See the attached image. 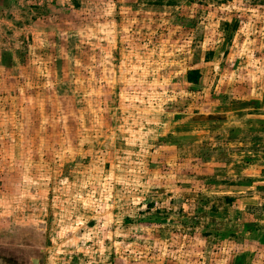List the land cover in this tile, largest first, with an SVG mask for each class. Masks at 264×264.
Listing matches in <instances>:
<instances>
[{
	"label": "rangeland",
	"instance_id": "obj_1",
	"mask_svg": "<svg viewBox=\"0 0 264 264\" xmlns=\"http://www.w3.org/2000/svg\"><path fill=\"white\" fill-rule=\"evenodd\" d=\"M1 2L0 256L264 264V0Z\"/></svg>",
	"mask_w": 264,
	"mask_h": 264
},
{
	"label": "crops",
	"instance_id": "obj_2",
	"mask_svg": "<svg viewBox=\"0 0 264 264\" xmlns=\"http://www.w3.org/2000/svg\"><path fill=\"white\" fill-rule=\"evenodd\" d=\"M1 1H3V2H1ZM0 2L3 5L4 4L8 5L10 0H0ZM260 116L263 117L264 115H260ZM258 131L260 133L264 134V127H262V130H258ZM262 143H264V139H263ZM251 144H253V143H251ZM254 147H255V145L251 146L250 148H246V150L244 151L245 155L254 153L255 158H252V159L247 158L246 160L241 162V165H240L241 171H240V173L238 172L239 174H242L241 175V176H243L242 179L244 178L243 181L241 183H239V185H241V186H233L231 188L236 189V190L238 189V191L242 192V195H241L242 203L250 204L253 202V200L256 199L258 204H262L261 199L264 197V171H263L264 166L261 165L260 163H256V162H259L262 159V157L256 154V153H258V151H255ZM226 160L228 162L227 158H226ZM218 162L215 161L216 164H218ZM238 162H240V161H237V163ZM230 176L233 178V173ZM229 180H231V179H229ZM227 192H231L228 194L233 195L232 191L230 189L228 191H225V193H227ZM242 206H243V208L245 207V209L248 207L247 205L244 206V204ZM245 229L247 231H250L253 228L252 227H249V228L246 227ZM262 229H264V225H263ZM262 233L264 234V231ZM262 245H264V242Z\"/></svg>",
	"mask_w": 264,
	"mask_h": 264
},
{
	"label": "water",
	"instance_id": "obj_3",
	"mask_svg": "<svg viewBox=\"0 0 264 264\" xmlns=\"http://www.w3.org/2000/svg\"><path fill=\"white\" fill-rule=\"evenodd\" d=\"M0 264H17L13 259L7 258L5 256H0ZM19 264V263H18ZM28 264H42L40 259L36 257H30Z\"/></svg>",
	"mask_w": 264,
	"mask_h": 264
},
{
	"label": "trees",
	"instance_id": "obj_4",
	"mask_svg": "<svg viewBox=\"0 0 264 264\" xmlns=\"http://www.w3.org/2000/svg\"><path fill=\"white\" fill-rule=\"evenodd\" d=\"M196 74H197V71L192 70L189 73H187L186 79L188 81H191V82L195 83L196 82Z\"/></svg>",
	"mask_w": 264,
	"mask_h": 264
}]
</instances>
